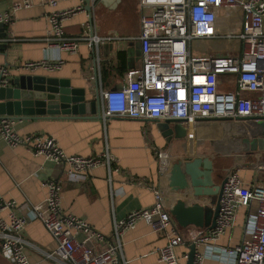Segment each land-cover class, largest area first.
I'll list each match as a JSON object with an SVG mask.
<instances>
[{
    "label": "built area",
    "instance_id": "built-area-1",
    "mask_svg": "<svg viewBox=\"0 0 264 264\" xmlns=\"http://www.w3.org/2000/svg\"><path fill=\"white\" fill-rule=\"evenodd\" d=\"M49 3L54 5L55 1ZM89 3L88 20L81 34L66 35L63 20L82 11L84 5L49 13V28L41 40L48 47L73 53L81 43L94 47L114 39L96 32L92 7L97 0ZM30 5L31 0L12 2L10 9L0 12V23L8 25L13 11ZM138 6L139 33L129 39L139 42L141 65L125 71L119 87L100 92L103 116L176 120L185 138L197 143L227 140L232 133L241 135L251 119H264V0H138ZM218 9L239 11L237 30L217 27ZM16 39L19 38L6 36L0 38V44ZM202 40H234L236 46L193 55L192 41ZM59 65L60 61L47 59L19 63L27 70L54 69ZM9 71L8 66L0 65V87L9 84ZM11 123L8 119L0 121V134L7 144L24 145L35 155L67 164L68 173L87 172L110 162L107 152L93 156L66 155L52 136L19 135ZM153 150L160 177V184L152 186L153 203L114 222L109 238L85 220L62 210L58 180H45L46 197L37 204L27 202V215L17 214L16 201L0 194V253L6 251L11 264H31L21 233L28 220L34 218L42 222L55 242L51 252H44L45 257L59 259L63 264H117L120 237L143 220L153 231L166 232L167 242L158 250L159 261L182 264L174 248L185 241L165 209L166 190L161 185L170 169L171 155L168 149ZM256 168L263 169L264 165ZM239 206L247 209L244 236L232 248L215 246L213 241L230 227ZM92 240L106 245L95 250ZM191 240L196 248L193 264H200L203 256L229 264H264V188L257 181L245 185L236 170L229 171L221 188L214 227ZM200 245L205 247L203 253L199 251Z\"/></svg>",
    "mask_w": 264,
    "mask_h": 264
},
{
    "label": "crops",
    "instance_id": "crops-1",
    "mask_svg": "<svg viewBox=\"0 0 264 264\" xmlns=\"http://www.w3.org/2000/svg\"><path fill=\"white\" fill-rule=\"evenodd\" d=\"M14 1L17 0H0V12L10 9ZM49 1L31 0L29 7L13 11L11 22L5 26L7 37L19 38L0 44V65L8 66L11 78L23 73H36L65 79L71 87L84 88L86 99H92L96 89L101 92L119 87L125 71L140 67L139 44L136 47L137 40L129 39L139 33L138 0H98L92 7L96 32L100 36L115 38L94 47L81 43L73 53L48 47L41 39L49 28V13L84 5L83 0H53L54 5ZM88 14L83 9L63 20L64 33L68 36L81 34ZM239 15L237 10L218 9L217 27L224 31L237 30ZM215 48L213 51L223 50L220 46ZM41 59L60 61V65L54 69L37 67L32 70L19 66L23 61ZM119 61L122 62L121 69ZM100 109L99 114L93 116L56 115L11 123V128L19 135L40 133L52 136L66 155L108 153V165L99 164L87 172L68 173L67 164L35 155L24 145L11 146L0 134V194L5 199L16 201L17 214L27 215L26 203H40L47 194L45 180L55 179L61 182L62 210L85 220L94 230L109 238L114 222L134 209L153 203L152 186L160 184L158 159L153 148L168 149L171 166L182 158H208L213 166L219 167L214 177L215 185H219L229 171L236 170L243 184L257 181L264 188V168H256L264 165L263 118L251 119L241 135L232 133L227 140L197 143L187 140L184 134H164L153 119L108 117L102 115L101 104ZM171 166L161 183L166 190L163 202L167 211L183 195L170 190ZM246 213L247 209L239 206L230 227L213 244L224 248L237 245L244 236ZM170 217L185 241L174 248L184 264L191 239L209 229L207 225L182 228ZM21 236L26 241L23 248L31 264H63L59 259L44 256V252L54 249L55 242L40 220H28ZM166 242L165 231L155 232L145 221H137L120 237L117 264H163L158 259V250ZM91 244L95 250L106 245L97 240H92ZM198 248L201 253L205 251L203 245ZM0 264H11L6 251L0 253ZM200 264L229 263L203 256Z\"/></svg>",
    "mask_w": 264,
    "mask_h": 264
},
{
    "label": "water",
    "instance_id": "water-1",
    "mask_svg": "<svg viewBox=\"0 0 264 264\" xmlns=\"http://www.w3.org/2000/svg\"><path fill=\"white\" fill-rule=\"evenodd\" d=\"M98 1V0H97ZM84 9L89 11V0H83ZM5 26L0 23V38H5ZM1 47V45H0ZM92 99H86L84 88L71 87L69 81L36 73H23L9 79V85L0 87V121L24 120L63 116L96 115L100 112V91L96 89ZM164 134L183 135L176 120H156ZM180 132V133H179ZM219 167L213 166L208 158L187 157L171 166L169 187L172 192H182V197L168 209L177 224L211 229L219 211L221 188L225 181L215 185L214 177ZM190 199V200H188ZM196 251L189 246L184 264H193Z\"/></svg>",
    "mask_w": 264,
    "mask_h": 264
},
{
    "label": "rangeland",
    "instance_id": "rangeland-1",
    "mask_svg": "<svg viewBox=\"0 0 264 264\" xmlns=\"http://www.w3.org/2000/svg\"><path fill=\"white\" fill-rule=\"evenodd\" d=\"M139 42H135L136 47H138ZM192 54L201 55L207 52H212L215 50L216 46H220V49H230L236 46V41L234 40H218V41H192ZM139 55H140V45H139ZM207 142V141H206ZM215 141H213L214 143ZM209 143V142H207Z\"/></svg>",
    "mask_w": 264,
    "mask_h": 264
},
{
    "label": "trees",
    "instance_id": "trees-1",
    "mask_svg": "<svg viewBox=\"0 0 264 264\" xmlns=\"http://www.w3.org/2000/svg\"><path fill=\"white\" fill-rule=\"evenodd\" d=\"M119 64H120V66H119V69H121L122 68V62L121 61H119ZM104 74H105V70L103 69L102 70V83H103V85H104Z\"/></svg>",
    "mask_w": 264,
    "mask_h": 264
},
{
    "label": "bare ground",
    "instance_id": "bare-ground-1",
    "mask_svg": "<svg viewBox=\"0 0 264 264\" xmlns=\"http://www.w3.org/2000/svg\"><path fill=\"white\" fill-rule=\"evenodd\" d=\"M246 128V127H245Z\"/></svg>",
    "mask_w": 264,
    "mask_h": 264
}]
</instances>
